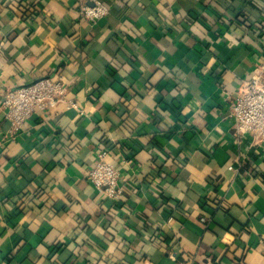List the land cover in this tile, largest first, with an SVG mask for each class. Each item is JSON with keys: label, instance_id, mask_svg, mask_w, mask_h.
<instances>
[{"label": "crops", "instance_id": "obj_1", "mask_svg": "<svg viewBox=\"0 0 264 264\" xmlns=\"http://www.w3.org/2000/svg\"><path fill=\"white\" fill-rule=\"evenodd\" d=\"M262 65L264 0H0V264H264V144L231 116ZM47 77L76 106L10 136L6 91Z\"/></svg>", "mask_w": 264, "mask_h": 264}, {"label": "built area", "instance_id": "obj_2", "mask_svg": "<svg viewBox=\"0 0 264 264\" xmlns=\"http://www.w3.org/2000/svg\"><path fill=\"white\" fill-rule=\"evenodd\" d=\"M109 8L102 2L82 8V14L92 23L107 16ZM65 105L76 106L70 98L68 84L61 77L40 78L5 93L2 108L9 121V135H15L36 110L49 111ZM237 133L247 136L255 144H264V67L257 70L250 79L242 82L236 91L231 107ZM108 150L99 151L88 176L91 182L110 198L119 200L123 189L119 185L120 170L107 157Z\"/></svg>", "mask_w": 264, "mask_h": 264}]
</instances>
